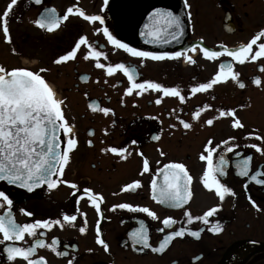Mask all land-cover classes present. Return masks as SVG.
I'll return each mask as SVG.
<instances>
[{"label":"flooded vegetation","instance_id":"obj_1","mask_svg":"<svg viewBox=\"0 0 264 264\" xmlns=\"http://www.w3.org/2000/svg\"><path fill=\"white\" fill-rule=\"evenodd\" d=\"M127 1L108 0L107 5L104 0H43L41 5L34 4L32 0L17 2L13 13L20 10L21 20L25 18L29 23L21 22L22 26L26 31L33 32V35L27 34L29 40L23 41L32 45L30 49L35 52L33 57L40 60L36 65L43 63L40 69H46L40 74L46 81L49 80L50 69L55 66L57 75L67 79L69 84L60 91L62 96L54 89L57 98L64 100L62 107L65 117L75 125L73 134L78 140V147L71 153L63 179L77 184L78 188L61 184L55 189H48L43 185L28 193L0 182V191L13 200L12 212L21 224L36 220H62L65 214L77 216L75 226L65 224L63 228L54 226L50 230H38L43 232V236L38 238L47 243L58 241L57 250L66 253L57 256L50 248L39 247L35 258L44 257L47 264H68L69 260L73 264H264V185L250 179L251 175L264 172V155L247 147L256 143L264 148V141L248 136L253 133L264 137V71L260 70L264 57L246 61L242 65L233 62L234 71L239 73L238 81L245 84L243 89L229 78L208 92L194 94L190 91L192 87L210 81L218 72L219 65L230 62L232 58L223 55L209 61L198 49L194 54L189 53L196 60L195 64L187 63L184 57L141 63L140 58L115 49L102 34L103 27H108L117 39L143 51H184L194 43L201 42V38L203 46L209 49L220 50L221 45L238 49L264 29V0H188L190 9L185 8L184 0H140L139 3L133 0L128 13L129 24L122 17ZM20 4L22 6L18 7ZM68 7H79L86 14L102 15L105 24H93L77 15L69 16L53 32L42 30L34 24L45 8H55L59 15H64ZM156 9L173 11L184 19V36L179 42H146L147 38L142 33L149 23V16ZM188 11L191 12L190 18ZM81 36L87 37L98 50L105 53L107 59L102 57L101 63L106 66L116 63L135 66L139 73L138 82L152 81L165 87H176L185 96V101L151 90L142 95L135 92L126 95V89L130 86L127 78L119 72L108 76L106 68L95 67L93 59L84 58L88 51L86 46H81L74 60L54 63L59 56L72 50ZM19 37L22 38V35ZM259 42H264V38ZM256 50L254 45L253 52ZM10 54L16 65L21 57L16 52ZM14 68L23 67L20 65L9 70ZM40 69L28 70L39 72ZM82 77H87V80ZM255 77L261 79L259 86L253 83ZM157 99H161L160 104L155 103ZM92 104L110 108L114 115L93 112L90 108ZM230 109L236 110V116L244 125L242 129L232 127L231 117L219 116L221 110ZM196 111L201 112L198 119L194 118ZM208 119H213L212 126L206 124ZM180 120L191 123L192 128L184 129ZM90 131L94 134H90ZM157 136L159 139H154ZM229 137H236L233 143L239 147L234 153H224L229 166L226 175L220 179L236 195H227L221 202L214 191L203 186L206 162L200 159V155L209 139L216 145ZM89 140L92 146L88 145ZM133 140L137 143L133 144ZM111 147L126 148L127 159L122 160L118 155L102 151ZM161 151L165 155L162 156ZM140 152L143 157L138 154ZM246 156L252 157L250 176L242 177L237 174L235 163ZM145 157L151 171L140 175ZM169 162L183 163L192 176L190 188L193 195L181 209L161 205L151 198V180L160 179L155 173ZM137 180L141 181V188L135 192L122 191L125 185ZM85 189L103 197L100 213L93 207ZM249 197L259 206V211L253 207ZM120 203L148 207L160 219L154 221L144 213L126 209L113 211V206ZM217 205H220L219 211L209 219L212 223L219 221L222 232H209L207 228L210 225L202 222L187 225L184 217L186 209L196 216ZM6 210H0V215ZM29 211L31 216L25 214ZM165 217L175 218L177 224L162 233L158 229L163 227L161 221ZM85 219L86 231L81 233L79 228L85 226ZM141 220L148 228L153 246H158L167 232L180 227L205 230L199 239L190 235L175 238L163 254H158L131 240L130 233L139 227ZM97 227L100 238L109 245L108 251L97 243ZM34 239L26 235L24 241L15 244L10 241L0 243V264H26L22 258L10 261L5 249L30 246ZM0 240H3L2 234ZM197 256L201 258L194 261L193 258Z\"/></svg>","mask_w":264,"mask_h":264},{"label":"snow or ice","instance_id":"obj_2","mask_svg":"<svg viewBox=\"0 0 264 264\" xmlns=\"http://www.w3.org/2000/svg\"><path fill=\"white\" fill-rule=\"evenodd\" d=\"M18 0H10L7 4L6 10L0 14V29H2L5 41L9 44L12 43V38L9 30L8 18L13 13L14 7L17 5ZM34 4L41 5L43 0H32ZM108 0H104L107 5ZM186 9H190L188 0H184ZM77 15L83 20L103 26L105 19L99 14H86L79 7H68L64 15H59L55 8H45L44 12L34 24L47 32H53L60 28L63 22L69 19V16ZM188 17H191V12L188 11ZM99 32V29L97 30ZM184 19L175 14L173 11L166 9H156L149 16V23L145 25V31L142 33L145 36L146 42L151 44L179 42L184 36ZM102 34L107 42L114 46L115 49H122L132 57L140 58L141 63L146 60L152 61H165V60H179L181 57L190 64H195L196 60L193 59L189 53H196L197 50L202 53L203 57L209 61H214L220 56L227 55L232 60L228 63H221L219 70L208 82L199 83L197 86L191 88V93H204L213 89L215 85L221 82H227L229 78L236 81L240 88H244L245 84L238 81L239 73L234 71V63L244 64L246 61H256L264 57V29L251 39L246 45L238 49H228L226 46H219L220 50L209 49L201 42L194 43L191 47L184 51L175 52H154L143 51L129 46V44L117 39L108 29L103 27ZM259 42V43H258ZM257 50L253 52V46ZM81 46H86L88 51L84 56L85 59H93L95 67L100 69L106 68L108 76L119 72L122 73L130 82V86L126 89V95H142L148 91H155L162 93L166 97H177L181 102L185 101V96L182 95L181 90L176 87H165L160 83L152 81L138 82L139 73L135 66L126 65L125 63H116L115 65L106 66L101 63V58L107 59L105 53L98 50L85 36H81L74 44L72 50L59 56L54 63L63 64L70 60H74L77 56L78 50ZM13 52L15 49L13 48ZM264 71V65L260 68ZM46 69H40L39 72H34L25 68L6 69L0 65V181H6L10 185H18L21 188L32 191L36 187L46 185L48 189H55L61 184H68L72 189H77L75 183L63 179L64 170L69 164L71 153L78 147V140L73 134L74 124H70L64 114V100L58 99L57 94L52 86L40 74ZM87 80V77H82ZM253 83L259 86L261 79L255 77ZM156 104L161 103V99L155 101ZM210 107V106H206ZM93 112H102L105 116L110 113L114 115L112 109L107 107H100L98 104L90 105ZM201 115L200 111L194 113V118L198 119ZM220 117H231L232 127L235 129H242L243 123L236 116V110L230 109L227 111L221 110ZM183 128L189 130L192 124L180 120ZM213 119H208L206 124L212 126ZM90 134H94L90 131ZM249 138L264 141V137L248 134ZM63 137V139H62ZM159 139V137H154ZM236 137H229L222 140L219 144L213 145L212 139H209L205 145L204 152L201 153L200 159L206 162V170L202 176V183L205 189L212 190L219 197V200L224 201L227 195L235 196L236 193L225 184L221 183L220 177L227 173L229 160L224 153H234L239 145L234 144L233 141ZM89 146H92V141H87ZM133 144L137 143L135 140ZM256 152L264 155V148L256 143L247 145ZM222 149V152L220 150ZM104 152H111L118 155L122 160L127 159L126 148L111 147L103 149ZM206 153V154H205ZM220 153V154H218ZM130 154V153H129ZM143 157V153H138ZM163 156V151L160 152ZM251 156H246L235 163V168L238 169L237 174L242 177L250 176V162ZM151 171L148 159L143 158L142 171L140 175ZM157 178L151 180V198L161 205H167L173 209H181L187 205L193 193L191 192L192 176L189 174L186 166L180 162H169L163 165L155 173ZM251 181L256 184L264 185V172L257 175L250 176ZM142 187L141 181L137 180L128 183L122 188V191L135 192ZM247 187V185H245ZM88 199L92 201L93 207L100 213V204L103 197L100 194L93 193L91 190L85 189ZM252 202L253 207L259 211V206L255 201ZM13 200L4 191H0V210L7 209L3 215H0V234L3 236L4 242H21L25 240V236H31L34 239L32 245L24 246H11L7 247V257L10 261H15L17 258H22L26 264H47L44 257L35 258L37 249L39 247L50 248L57 256L66 255L65 252L57 250L58 241L53 240L47 243L44 239L38 238L43 236V232H38L39 229H51L54 226L63 228L65 224L75 226L74 222L77 220L76 215L65 214L61 219L56 220H36L34 223H18L12 212ZM117 208L126 209L130 212L144 213L152 220H159L157 213L148 207L134 206L130 203H120L113 206V211ZM220 205L214 206L206 211L203 215L194 216L190 210L184 211V217L187 225L194 222H202L204 225H210L207 230L214 234H219L223 231L219 221L212 223L210 217H213L219 211ZM24 212V210H21ZM26 215L31 216L32 213L25 212ZM163 227L158 230L165 232V229H171L177 220L173 217H165L161 221ZM86 219L84 225L79 228L81 233L86 231ZM204 228L199 230H191L190 228L180 227L178 230L167 232L158 246H153L150 243V236L148 228L143 220L139 222V227L130 233L131 240L140 245L142 248L151 249L152 252L163 254L171 245L175 238H184L190 235L196 239L201 237ZM97 243L102 245L105 251L109 250V245L100 238V229L97 227ZM201 257H194L193 260L197 261ZM68 264H73L72 260Z\"/></svg>","mask_w":264,"mask_h":264},{"label":"rangeland","instance_id":"obj_3","mask_svg":"<svg viewBox=\"0 0 264 264\" xmlns=\"http://www.w3.org/2000/svg\"><path fill=\"white\" fill-rule=\"evenodd\" d=\"M8 3H10V0H0V14H2L4 10H6ZM21 6L22 4H20L18 7ZM10 16V19L8 18V21L9 23L11 22L9 24V30L12 38V43L9 44L5 41L3 31L2 29H0V64L5 66L6 69H10L11 67H17L20 65L23 68L33 70L42 68V65H44L43 63H40L39 66L36 65L37 61L40 62V60L33 57L35 52L30 49L32 45L29 46L28 41L27 44H25L23 41V39L29 40V36H27V34L33 35V32L30 30L26 31L24 26H22L21 22L25 23L26 25H29V23L25 18L21 20L20 10H17L15 13L10 14ZM38 33L39 32H37V34ZM20 35H22V38L19 37ZM32 37L33 36H30V38ZM13 48L15 49V52L21 57V60L16 63L17 66L15 65V61L10 54V52L15 53L13 52ZM57 70V67H51V72L48 75L49 80L47 81L49 82V85L53 87V89H56L57 94L62 96L60 91L63 89V87L69 84L67 83V79L59 77L57 75Z\"/></svg>","mask_w":264,"mask_h":264},{"label":"water","instance_id":"obj_4","mask_svg":"<svg viewBox=\"0 0 264 264\" xmlns=\"http://www.w3.org/2000/svg\"><path fill=\"white\" fill-rule=\"evenodd\" d=\"M139 1L140 0H136L135 1V3H139ZM134 2H133V0H129V1H127L126 3H125V6H124V9H123V15H122V17H123V19H124V21L127 23V24H129L130 23V21H129V17H128V13H129V11H130V5L131 4H133ZM44 12V11H43ZM43 12L41 13V15L43 14ZM136 16V15H135ZM138 16V15H137ZM40 17V16H39ZM38 17V18H39ZM0 182H4V183H6L8 186H11V187H15V188H19V189H23V190H25L26 192H28V193H30V192H32L33 190H36L37 188H40V187H36V188H34L32 191H28L27 189H24V188H21V187H19L18 185H10V184H8L6 181H0ZM43 186V185H42Z\"/></svg>","mask_w":264,"mask_h":264}]
</instances>
